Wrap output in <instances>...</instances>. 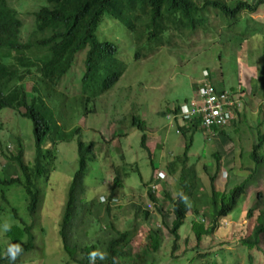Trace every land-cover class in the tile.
<instances>
[{
	"label": "trees",
	"instance_id": "1",
	"mask_svg": "<svg viewBox=\"0 0 264 264\" xmlns=\"http://www.w3.org/2000/svg\"><path fill=\"white\" fill-rule=\"evenodd\" d=\"M263 5L264 0H40L31 31L25 35L26 25L14 6V0H0V108L14 109L31 120L35 140V151L32 149L29 152L31 164L25 160L26 149L21 137L8 135L7 139L12 143L0 140L2 160L19 168V174L15 177H0V184L5 188L13 185L24 188L30 215L44 212L41 231L46 233L49 220L56 223L68 259L78 264H88V253L99 250L105 253V258L98 259L96 264H166L163 263L164 255H159V252L167 235L172 240L171 255L174 258L196 252L207 257L198 264H264V208L260 193L256 195L253 206L245 210L247 227L243 234L236 235L239 244L237 251L229 250L225 259L219 256L223 246H203L205 239L218 229L219 223L220 228H225L221 219L228 217L239 204L248 200L251 184L264 177V172L258 169L259 166L264 169V116L250 125L252 131L257 130V135L252 139L251 157L254 162L249 168L243 163L242 168L229 167L237 152H240V149L235 152L228 147L234 145L235 134L242 128L240 124L246 114L245 97L239 95L241 106L234 109V115L227 123L215 125L220 129L211 128L209 136H212L218 149L212 154L216 168L209 167L214 165L212 161L211 165L205 164L202 169L209 180V192L199 177L195 162L191 166L187 164L188 148L193 144L192 133L198 129L205 133L208 130L198 122L180 126L176 118L179 132L190 135L186 152L175 156L161 170L153 166L155 178L153 176L144 185L147 198H140L139 202L118 204L119 197L127 199L125 193L124 196L120 195L121 190H132L125 183L127 171L132 167L139 173L138 162H132L128 156L125 158L124 147L127 143L123 147L119 137L128 136L132 127L144 131L146 121L142 116L129 114L125 118V123L129 124L127 132L112 130L113 135L108 139L104 138L103 133L104 141H100L97 154L94 152L97 141L84 139L85 122L96 112L97 101L115 87L131 63H138L149 56L151 58L164 49L185 51L184 47H199L208 39H215L213 48L218 51L216 57L220 58L223 51L231 49L230 45L237 42H234L235 39H249V30H252L250 24L241 25L245 21L257 22L249 16ZM115 35L117 39L113 40ZM74 68L80 71V75L70 78L69 74ZM204 70L207 76L199 82L206 81L207 85H212L217 95L224 92L222 68L207 66ZM258 74L253 95L262 98L263 66ZM69 81L79 84L73 93V88L69 89ZM199 82L194 94L199 90ZM190 100L186 99L183 103ZM249 102L253 103L251 97ZM260 103L262 105L258 108L264 114V102ZM181 105L168 106L164 115L174 117ZM228 128L233 129L232 132ZM111 137L115 139L110 141ZM74 139L77 142L75 162L78 169L72 174L64 213L58 221L60 213H55L47 204L46 209L43 203L44 200L46 203L47 200L53 201L56 189L54 181L63 174L56 168L59 145ZM143 140L144 146L150 149L146 146V133ZM113 145L122 149L119 152L121 160L114 159L110 154ZM100 154H106L105 164L109 161L115 169L107 175V165L106 180L110 183V192L102 202H106L105 206L97 208L92 198L84 193L83 178L91 171V164ZM149 154L153 156V152ZM239 157H243V151ZM223 169L227 171V182L226 189L222 190L218 180ZM235 169L241 182L233 185L229 177ZM166 172L171 176L179 173V194L175 199L164 188ZM44 187L48 189L47 192ZM5 188L2 191L4 203L7 200ZM77 197L79 203L76 202ZM85 198L88 199L86 203ZM5 205L0 204V215L6 210ZM154 208L156 210L152 211ZM157 211L163 216L161 221L157 219ZM13 212L19 218L16 208H13ZM207 221L213 224L207 226ZM95 223L97 227L93 225ZM183 226L192 232L194 244L191 236H181ZM5 238L8 239L6 247L8 243L24 241V252L17 258L16 264L34 250L37 243L35 226L27 224L24 219L12 225ZM5 248L0 245V252ZM0 264H8L7 258L0 259Z\"/></svg>",
	"mask_w": 264,
	"mask_h": 264
},
{
	"label": "rangeland",
	"instance_id": "2",
	"mask_svg": "<svg viewBox=\"0 0 264 264\" xmlns=\"http://www.w3.org/2000/svg\"><path fill=\"white\" fill-rule=\"evenodd\" d=\"M248 1L254 2L255 0ZM14 6L18 9L25 22L26 28L23 34L27 35L31 31L34 13L40 6V0H14ZM249 17L257 21H250V23L245 21L241 25L246 26L250 24V29L252 28V30H249V39H235L234 42H237L230 45L231 49L223 51L222 57H216L218 51L213 48L215 46V39H208V41L199 47H184L185 51L164 49L159 52L160 54L154 55L151 58L149 56L140 60L138 63H135V61L131 63L127 73L123 75L115 87L97 101V110L88 117L84 130V139L86 141H97L94 147L96 154L100 150L98 146L101 144L100 141H104V138H110L111 134L113 135L112 130H117V133L127 132L129 124L125 123V118H128L129 114L130 116L139 114L146 121V129L144 131L137 127H132L128 136L119 137V142L123 147L127 143L124 147L126 149V154L124 153L125 158L128 156L132 162H138L140 175L132 167L127 171L125 183L132 187V190L131 192L126 190L123 192L124 190H121L120 195L124 196L125 193L127 199L125 200L120 198L119 195H116L119 197L118 204L132 201L139 202L141 201L140 198H147V191H144L143 188L147 182L151 181L153 176L155 178L153 166L156 170H161L175 156L182 155L186 152L185 145L190 135L177 132L178 126L174 124V121L164 115V112L168 110V106L183 103L186 99H190L195 95L194 90L197 88L195 86L203 78V74L205 73L204 69L207 66L222 68L225 88L227 90H232L235 87H237V90L243 89L241 90L240 96L246 98L244 105L246 114L243 116V122L240 124L242 128H240L239 133L235 134L237 140L235 139L234 145L228 147V149L232 148L235 152L240 149V152L243 151V157H239L240 152H237L235 158L233 154L234 162L229 167L242 168L243 165L241 163H243L249 168L251 163L254 162L251 157L254 144L252 139L257 135V130L252 131L250 125L256 122L258 118L264 116L258 108L262 105L260 101L262 103L264 102V96L261 95L262 98H260V96L253 95L256 89L254 82L259 77L258 70L260 71L262 66L264 68V5ZM116 39L115 35L113 40ZM79 75L80 71L74 68L70 72L69 77L73 78ZM30 85L31 83H29ZM78 85L76 81L68 82L69 89L73 88L71 89V93L77 90ZM249 97L253 101L252 104L249 102ZM227 130L232 132L233 129L228 128ZM32 131L33 124L31 120L24 118L14 109L0 108V140L4 143H12V141H8V135L21 137L26 149L25 160L28 163H30L29 152L32 149L35 151V140ZM103 133L104 138L102 136ZM144 133L148 137L146 146L150 149L144 146ZM192 137L193 144L188 148L190 152L187 164L191 166L195 162L199 171V177L208 191L209 180L202 169L205 164L211 165L212 161H214V165L209 167L212 169L216 168V160L212 154L218 149L213 142L212 136H208L202 129L193 132ZM113 139L115 137H111L110 141ZM76 145V139L59 145L56 168L63 174L61 178L58 175L54 181L56 189L53 201L49 202L47 200L46 203V200H44L43 203L45 207L47 204L48 208H52L55 213H60L58 221L61 220L64 213V204L67 202L66 200L73 177L72 174L78 169V165L75 162ZM240 146L243 148L241 149ZM121 151L122 149H117V145H115L114 149L110 150V154L114 159L121 160V154L119 153ZM149 152H153L152 157L149 156ZM106 156V154L98 155L97 160L90 166L91 171L83 178L84 193L87 197L92 198V203L97 208L105 206L104 203L106 202H100L99 198L101 196L106 197L110 192V183H107L106 180L107 165V175L115 169L111 162L107 161V164H105ZM224 163L226 161L223 160ZM224 166L226 167V164ZM258 169L264 172L262 166H259ZM18 174L19 168L14 164L10 166L5 159L2 160V156L0 155V177L9 179ZM226 176L227 171L223 169L222 175L218 180V184L222 187V190L226 189ZM238 176V170L231 171L229 181L233 185L238 181L241 182ZM142 179L143 183H141ZM179 187V173L175 176L167 173L164 188L165 190L168 189L174 199L179 194ZM4 188L5 186L0 184V204H6V210L0 215V220H8L14 225L19 224L20 219H24L27 224H33L35 226V233L37 235L35 249L30 251L17 264H78L66 257L56 223L54 224L52 220H49L46 233L40 230L45 218L44 212L38 211L36 214L30 215L24 188L22 186L16 187V185L6 187L5 193L7 200L5 203L2 198ZM44 190L46 192L48 191L46 187H44ZM248 193L250 196L247 201L239 204L228 217L221 219V223L225 228H220L219 223L215 233L207 237L203 243V246H223L219 251L221 258L226 259L229 250L237 251V245L239 246V244L236 241V235L243 234L247 227L245 210L253 206L257 200L256 195L258 193L261 194V204L262 208H264V177L259 179L254 185L251 184ZM87 201L88 199L85 198L84 202L86 203ZM76 202L79 203L78 197L76 198ZM13 208L17 209L19 218L15 216ZM155 210L154 208L152 211ZM157 212L159 216L157 219L161 221L163 216L159 211ZM191 214L194 215L193 211ZM206 223L208 224L207 226L213 224L210 221ZM153 224L156 225L155 223ZM93 225L97 227L96 223ZM180 233L182 237L191 236L194 244V237L188 227L183 226ZM7 242L8 239L5 238V233L0 235V245H2V248L6 247ZM171 245L172 240L165 235L164 245L159 252V255H164L162 256L163 263L198 264L207 258L196 252H188L180 258H174L171 255Z\"/></svg>",
	"mask_w": 264,
	"mask_h": 264
},
{
	"label": "clouds",
	"instance_id": "3",
	"mask_svg": "<svg viewBox=\"0 0 264 264\" xmlns=\"http://www.w3.org/2000/svg\"><path fill=\"white\" fill-rule=\"evenodd\" d=\"M205 71V70H204ZM207 76V72L205 71V73L203 74V77ZM206 84V81H203V82H199V90L198 92L191 98L190 102H186V103H182L180 109H179V112L177 115H175L174 117L171 116L170 114L167 115L168 118H170L172 121H174V124H175V121H176V118L178 119V122L180 126H189L191 125V123H195V122H198L199 125L202 124V126H205L204 125V122H203V119L201 117H197V116H194L192 117L191 119H185L182 115V108L184 106H190L192 107L191 103L195 100L198 99L199 97V94H200V89H203L204 86ZM235 91L233 90H225L224 92H221L219 95H216L217 96H220L222 93H227L229 98L230 99H233L235 102L232 106H229L230 108V111L232 112V114L234 115V109L238 106L240 107L241 106V98H240V93H241V90H237V87L234 88ZM206 127V126H205ZM212 127H216L215 125L214 126H210V127H206L208 128V130L206 131V134L209 136L212 132L211 128ZM218 128V127H216ZM220 129V128H218ZM177 132H179V130L177 129ZM186 147V145H185ZM185 154V153H184ZM189 155V154H188ZM189 158V157H188ZM159 177L160 174H159ZM158 177V178H159ZM104 196H101L100 197V201L103 202L104 201ZM181 199H184L183 196H181ZM11 227H12V223L9 222L8 220H0V235H3L4 233H7L11 230ZM23 243L24 241H21V242H17V243H8L7 247L4 249V251L0 252V259L2 258H7V261H8V264H16V261H17V258L19 256H21L24 252V248H23ZM105 258V253L104 252H101L99 250H94V251H91L90 253H88V264H96V261L99 259V260H103Z\"/></svg>",
	"mask_w": 264,
	"mask_h": 264
},
{
	"label": "built area",
	"instance_id": "4",
	"mask_svg": "<svg viewBox=\"0 0 264 264\" xmlns=\"http://www.w3.org/2000/svg\"><path fill=\"white\" fill-rule=\"evenodd\" d=\"M199 92L198 99L191 103L192 107L182 108L183 117L185 119H191L194 116L201 117L206 127L227 123L233 115L229 106H232L235 101L230 99L227 93L217 96L212 85H207V83Z\"/></svg>",
	"mask_w": 264,
	"mask_h": 264
}]
</instances>
